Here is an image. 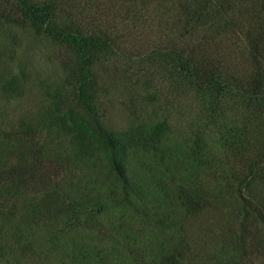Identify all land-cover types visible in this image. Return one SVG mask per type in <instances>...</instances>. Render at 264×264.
I'll return each mask as SVG.
<instances>
[{"label": "trees", "instance_id": "16d2710c", "mask_svg": "<svg viewBox=\"0 0 264 264\" xmlns=\"http://www.w3.org/2000/svg\"><path fill=\"white\" fill-rule=\"evenodd\" d=\"M13 1L17 15L0 17L65 46L73 58L66 60L72 89L59 91L39 119L26 112L9 121L0 107V264H30L25 251L39 264H244L256 237L264 243V0H115L122 20L145 17L152 27L137 53L115 41L114 32L122 43L123 35L109 27L106 13L97 11L81 23L70 10L78 4L74 0ZM116 53L131 61L121 73L132 86L134 113L143 114L123 129L103 117L107 89L101 84L111 67L107 56ZM23 70L5 75L2 86L21 95ZM175 99L180 108L174 119L167 104ZM170 130L180 135V181L167 200L162 185L169 182L158 180L165 202L152 207L143 194L152 178L137 174L133 159L149 169L137 146L167 152ZM59 136L69 138V155L88 167H99L94 148H101L115 186L91 193L86 185L83 194L64 186L59 174L67 153L52 159L47 148ZM232 196L239 199L233 237L210 249L215 233L202 213ZM113 210L120 222L114 213L118 226L107 231L135 213L148 231L144 240L134 239L126 225L109 252L100 243V219ZM23 213L31 218L30 231L45 233L47 248L39 239L36 249L25 236ZM95 227L94 237L78 235ZM211 251L227 255L208 257Z\"/></svg>", "mask_w": 264, "mask_h": 264}, {"label": "rangeland", "instance_id": "374dc122", "mask_svg": "<svg viewBox=\"0 0 264 264\" xmlns=\"http://www.w3.org/2000/svg\"><path fill=\"white\" fill-rule=\"evenodd\" d=\"M74 1L78 4H73L70 10L72 14H77V18H80L81 23L85 22L86 19L91 18V16L97 15L95 13L97 11H101L102 14L106 13L109 27L115 26L117 34L121 36L123 35L124 42L122 43L120 37L114 32L112 35L115 37V41L119 45H125L127 50L137 53L140 51L142 45L148 43L147 41L151 36L150 28L152 27H148L145 17H138L134 22L131 18H128V20L125 21L124 19L122 20L120 13H118L120 10V4L113 7L112 3L115 0ZM13 7V0H0V13H5V15L14 17L17 14H15ZM117 8L118 10H115ZM7 19L9 18L0 17V107L7 117L6 120L9 121L14 122L16 117H19L20 115L22 116L26 112L39 119L44 116L39 112L40 109H46L49 103H56L58 100L54 97L57 98L59 91L61 94L71 91L72 81L67 74L66 60L67 62H70L73 61V58L70 56L68 49L65 46L50 41L45 37L35 35L29 27L26 25H20L22 22L18 24L14 20ZM131 24L133 27L129 30L130 28H128V25ZM155 33L156 32L154 31L153 35ZM107 58H109L107 65L109 64L111 67L101 84V86L104 85V88L107 89V95L105 97H103L104 93L102 91V97L105 101L103 103L105 107L103 117L104 121L109 126L116 129H123L132 121L137 120V117L141 118L143 114H141L142 112L136 111V113H134L133 108L135 104L131 103L134 98L131 93L132 86L130 85V81H126L127 79L124 78V74L121 73V70L128 67L131 61L122 59L118 53L108 55ZM20 67L24 69V72L22 73V76L20 74L21 77L18 80L19 85H21V95H17L16 91L3 87L2 84L4 83L5 75L15 73ZM160 100H164V98L161 97ZM135 102L138 103L139 101L136 99ZM167 106L174 119L177 118L180 102L175 99L172 104H167ZM31 107L34 108V111L38 109V112H36V114L31 113ZM138 111H140V109ZM44 121V124L46 125L47 121ZM177 124L180 127V122ZM170 131V134L164 141L167 152L159 150L156 154L153 152L151 145L149 148H146V146L145 148H142L141 145L137 146L136 154H140L141 156L144 155V158L149 160V169L146 170L142 166H138L135 158L133 159L134 165L136 164L135 171L137 174L148 172L150 178H152L148 184H144L148 189L143 193L145 203H148V205L152 207L159 205V202H165L163 187L168 192L167 196H165L168 200V198L175 194L176 187L179 185L180 181V135L174 130ZM54 141H58V143L47 145V148H52L53 150L50 151V157L52 159L57 158L58 155H62L63 157L64 154L67 153L65 156L67 160L65 161V167L60 169L61 174H59L64 186L73 189L77 194H83V186L86 185L91 187V193H96L97 190H100L103 193L115 186L116 180L104 168L105 162L103 163V161H105V153L101 148H94L95 154L99 156V162H96L99 167H88L85 162H77L73 156L69 155L70 143L67 136H59L58 139L55 138ZM57 144L60 147L57 148ZM96 146L99 147V145ZM73 171H75V179L69 183L70 177L73 176ZM160 179H163L164 183L169 182L168 187L164 185L161 187L159 184L157 185L158 180ZM40 183L42 182L38 180L36 185H39ZM147 194H149V196H147ZM136 202L138 203L139 200ZM59 204L60 202L57 205L56 202L53 203L56 207L60 206ZM238 206L239 199L232 196L230 199L228 198L227 201L214 204L208 211L202 213L203 215L201 219L207 220L208 223H211L215 233L208 244L210 249L211 247L218 248L222 238H225L226 236L227 238L230 237L231 241L233 236L230 229V223H233L235 220L233 218L236 215ZM114 213L115 215L117 214V220L119 221L120 214L117 210H113L112 214L108 213L100 219L105 231L100 235L97 234L101 238L100 243H102L104 247H107L108 250H111V245H118L117 237L118 234H120V228H125L126 225L128 229H131L128 233H130L134 239L144 240L148 235V231L141 226L142 221L138 219V216H136L135 213L126 215V219L128 218V220H123V224L121 225L120 223L119 225L121 226L119 228L107 231L110 229L109 227H111V225H113L114 228L118 226L117 221L114 220ZM19 216L21 218L20 223L25 230V236L34 240L36 249H38L37 245L39 242H37V240L39 239L44 243L43 248H47L48 241L45 233L40 228L35 227H32L33 231H30L28 225L30 224L29 220L31 218L24 213ZM60 217H58V220ZM95 232H97L96 227L88 229V231L80 230L78 235L81 237L91 236L92 234L94 237ZM106 232L110 234L107 235L105 234ZM252 245V247L248 246V251L243 254L244 264H264V243L260 240L259 236L256 237V243L253 242ZM120 247L123 254L127 253L124 240H122ZM237 253L238 252L233 251L231 254L236 257L241 256L240 252ZM34 255L35 254L25 251V261H27V263L30 261V264H35L36 262L39 264V260H37ZM226 255L222 254L216 256L212 254V251L211 253H208V257L212 256L213 258L226 257Z\"/></svg>", "mask_w": 264, "mask_h": 264}]
</instances>
